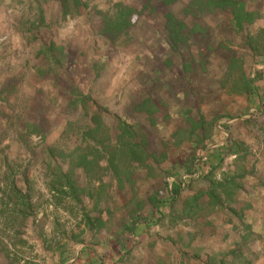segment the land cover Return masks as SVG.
Here are the masks:
<instances>
[{
	"label": "rangeland",
	"instance_id": "374dc122",
	"mask_svg": "<svg viewBox=\"0 0 264 264\" xmlns=\"http://www.w3.org/2000/svg\"><path fill=\"white\" fill-rule=\"evenodd\" d=\"M215 1L80 0L64 14L56 0H0V264L228 256L211 247L231 212L206 191L252 169L230 134H264V97H247L264 80V0ZM207 146L218 167L161 205L165 173Z\"/></svg>",
	"mask_w": 264,
	"mask_h": 264
},
{
	"label": "crops",
	"instance_id": "0c3cea01",
	"mask_svg": "<svg viewBox=\"0 0 264 264\" xmlns=\"http://www.w3.org/2000/svg\"><path fill=\"white\" fill-rule=\"evenodd\" d=\"M259 86L260 90L255 91L253 100L248 98L250 105L255 103L257 95L259 99L264 97L263 79ZM230 136L234 139L239 138L243 142L245 148L243 153L253 155L254 162L245 178L215 181V184L229 183L235 189L227 199L233 198L230 202L225 204L227 200L223 195L221 196L224 207H220V210H223L225 215L230 211L232 216L216 221L219 230L214 234L215 247L212 246L211 249L214 253H221V249H224L226 255L231 257L235 254L237 259L236 256L232 257L236 260L233 264H264V134H230ZM222 141L219 146L223 144ZM243 153L232 151L230 156L236 159ZM226 258L223 259L225 263L216 259L211 264H227ZM83 263L84 260L81 258L74 264Z\"/></svg>",
	"mask_w": 264,
	"mask_h": 264
},
{
	"label": "trees",
	"instance_id": "16d2710c",
	"mask_svg": "<svg viewBox=\"0 0 264 264\" xmlns=\"http://www.w3.org/2000/svg\"><path fill=\"white\" fill-rule=\"evenodd\" d=\"M56 1H58V3L60 4L64 14H67L68 10L70 11V9L72 8L71 6H77L80 4V0H56ZM214 4L219 6V7H226V6L231 7L233 5V2H231L230 0H219V1H215ZM116 8H119L118 15L117 14L115 15V16H117L118 19H120L123 15L128 16V13L125 14L122 12V10H121L122 8L119 4L116 6ZM126 10H128V9H126ZM167 21L170 24L169 34H170L171 38H174V40H178V36L180 34H178V32H177L178 29L176 27H178V25L175 23L174 17L169 15L167 17ZM250 85L251 86L247 92V97L249 98V100H252V98H254L256 88L254 86L255 85L254 82H252V84H250ZM217 139H220L218 142H216V143H219L220 141L223 140V137H222V139L219 137ZM220 147H224V148L227 147V142L225 141L224 144H222ZM209 150L210 149H205V151H203V154H205V156L207 158L205 161L200 160L199 155L196 153L197 151H195V152H193L192 161H190V164L179 166V167H181L180 171L175 167H171V169L165 173L166 178L171 177V178L175 179V181L171 184L170 188L168 186V183L165 182L167 200H164L163 202H161V205H163V204L167 205L168 204L169 207H172L174 205V203L176 202V199H177L180 191L186 189L190 183L201 182L202 180H204V178H207L208 173L212 172V170L214 168L218 167V165L221 163V161L219 159L216 160V156L214 154L215 150L211 149V152ZM214 162L216 164H214ZM197 170L200 172V175L196 179L187 178L185 180H182L183 175L192 174L193 172H196ZM59 172L61 173L60 170H59ZM63 178L65 180H67L65 175H63ZM216 185H218L219 188L223 187V185L220 183L211 184L208 187V190L206 191V195H208L210 199H212V198L217 199V203L221 204L223 201L221 199L222 194H219V195L215 194ZM231 192H233V191L228 189L224 193L223 196L226 198L225 200L229 199V197L232 195ZM189 202H191L194 207L195 206L200 207L199 203H198L197 196L191 197ZM189 202L188 203L186 202V204L190 205ZM153 211H154V209L151 210V212H153ZM154 213L155 212H153L152 214H154ZM144 221H142V223ZM152 221H154V220H152Z\"/></svg>",
	"mask_w": 264,
	"mask_h": 264
},
{
	"label": "built area",
	"instance_id": "2783aa9c",
	"mask_svg": "<svg viewBox=\"0 0 264 264\" xmlns=\"http://www.w3.org/2000/svg\"><path fill=\"white\" fill-rule=\"evenodd\" d=\"M225 137V136H224ZM227 139V137L224 138V140ZM224 140L222 142H224ZM226 141V140H225ZM215 148V146H207L206 149H213ZM200 160L205 161L207 158L205 155L199 154ZM194 176L190 175V174H185L182 176V180H185L187 178H191V179H196L199 175L200 172L197 170L196 172H194L193 174ZM175 181V179L172 178V181L168 184L169 188L171 187V184ZM184 186V185H183Z\"/></svg>",
	"mask_w": 264,
	"mask_h": 264
}]
</instances>
